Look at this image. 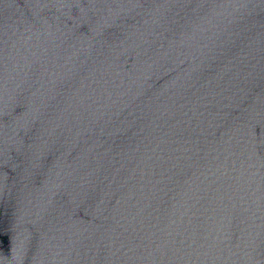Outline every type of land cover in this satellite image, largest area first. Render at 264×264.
Returning <instances> with one entry per match:
<instances>
[{
	"label": "water",
	"instance_id": "water-1",
	"mask_svg": "<svg viewBox=\"0 0 264 264\" xmlns=\"http://www.w3.org/2000/svg\"><path fill=\"white\" fill-rule=\"evenodd\" d=\"M0 264H264V0H0Z\"/></svg>",
	"mask_w": 264,
	"mask_h": 264
}]
</instances>
